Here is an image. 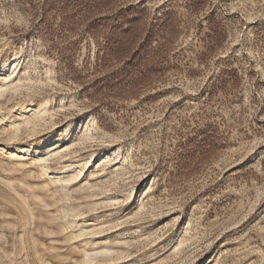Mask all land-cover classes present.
I'll return each instance as SVG.
<instances>
[{
    "label": "rangeland",
    "instance_id": "374dc122",
    "mask_svg": "<svg viewBox=\"0 0 264 264\" xmlns=\"http://www.w3.org/2000/svg\"><path fill=\"white\" fill-rule=\"evenodd\" d=\"M0 264H264V0H0Z\"/></svg>",
    "mask_w": 264,
    "mask_h": 264
}]
</instances>
